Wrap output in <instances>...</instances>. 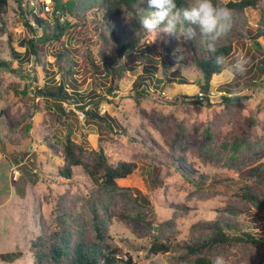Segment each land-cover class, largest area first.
<instances>
[{"label":"rangeland","instance_id":"374dc122","mask_svg":"<svg viewBox=\"0 0 264 264\" xmlns=\"http://www.w3.org/2000/svg\"><path fill=\"white\" fill-rule=\"evenodd\" d=\"M44 1L50 7H44L46 17L54 23V0H23L22 6L29 8ZM229 1L235 0H223ZM92 3L80 0L76 7L80 16L61 18V23L68 20L75 26L63 41L44 46L43 59L48 62L65 46L71 49L75 61L72 76L49 65L44 69L34 56L23 71L0 68V264H34L30 241L56 230L62 232L68 247L77 237L91 240L95 233L92 206L102 213L107 240L119 250V257L130 254L139 264H194L195 256L213 259L217 255L224 256L228 264H264V244L243 241L230 249L213 244L196 253L187 247L208 240L216 223L232 227L239 222L237 228L251 230L264 241V208L235 194L244 183L264 190L263 174L245 172L258 165L264 167V85L255 90L250 84L263 77L256 73L259 66L264 67V37L257 39L261 50L252 44L260 9L246 11L248 25L239 20L244 35L239 41L231 32L219 41L233 39V60L244 57L248 61L240 76L242 90L232 85L234 78L214 75L208 99L195 104L181 96L202 95V75L191 61L170 62L162 45L167 37L163 33L146 35L142 45L152 49L153 62L159 65L153 73L155 79L142 77L144 64L151 62L140 58L130 63L132 69L125 66L115 82L102 68L93 72L86 57L88 50L100 66L113 65L109 69L115 76L120 64L110 62L112 54L104 50L100 32L107 24ZM10 4L9 11L0 16V59L8 60L12 59V49L24 53L25 39L36 40L20 18L16 0ZM261 6L264 8V0ZM54 27L48 26L49 33ZM128 31L126 25L115 26L118 37ZM161 57L166 65L160 63ZM166 75L186 78L189 83L169 82ZM61 76L69 91L77 87L86 101L96 94L85 111L93 110L106 121L85 115L77 108L81 102L78 106L64 103V116L52 101L36 97V85L59 82ZM111 86L115 94L107 92ZM231 91L248 97L231 106L221 104V95ZM37 104L40 109H36ZM69 130L90 150L102 146L113 164L135 162L134 179L109 188L82 168H74L71 179L59 176ZM86 156L92 158L89 152ZM200 179L207 182L198 183ZM235 208L240 209L239 215L232 212ZM156 240L170 251L150 254ZM12 252H21L14 262L1 258L2 253Z\"/></svg>","mask_w":264,"mask_h":264},{"label":"trees","instance_id":"16d2710c","mask_svg":"<svg viewBox=\"0 0 264 264\" xmlns=\"http://www.w3.org/2000/svg\"><path fill=\"white\" fill-rule=\"evenodd\" d=\"M22 1L23 0H16L18 3L19 16L23 19L24 24L33 32V36L36 37V40H33V38L24 40L26 49L23 54L12 49V59H0V68L13 72L23 71L24 65L34 56L35 61L38 64H42L44 69L49 65L54 71L72 76L75 72L72 68V64H74L75 61L71 49L65 46L53 53L52 60L48 62L46 59H43L46 54L44 46L50 41H63L66 32L75 26L74 23L68 20L61 23V18L68 14L80 16L76 12V7L80 0H54L55 5L52 12L54 23L46 17L47 12L44 11V7L47 6V3H45V1L42 4L39 2L37 5L29 8L26 6L23 7ZM175 2L178 8H183L187 6L188 0H175ZM213 3H217V0H213ZM223 4L231 10L232 28L230 32L236 33V35L231 37H237L238 41L244 36L243 31L240 29L239 20H243L244 23L248 25L247 18L245 17L247 15L246 11L249 8L260 9L261 17L255 32L252 34V44L258 50H261V44L257 41L259 37H264V8L261 6V0H235L227 3L223 2ZM10 6V0H0V16L6 14ZM39 6L41 8L38 9ZM91 7L102 14V18L107 24L100 32V39L104 41V50L112 54L109 59L110 62H118V64H120L119 73L115 76L109 69L113 65L108 67V64L103 63L100 66L92 59L91 51L88 50L86 57L90 62L92 71L99 73L102 68V70L111 74L112 81L115 82V80L120 78L127 69L125 66H129L130 69H132L130 63L140 58L141 61L143 60L142 62H151V65L144 64L142 77L155 79L153 73L158 71L159 65L153 62L152 49L147 46L145 48L142 47L144 38L149 33H146L142 29L140 18L154 10L149 8L148 0H93ZM51 24H54L55 27L53 31L49 33L48 26ZM112 25L113 31L111 29ZM121 25H126L129 31L124 33L121 37H118L115 34V26ZM193 27L195 28L196 34L192 40L177 39L166 35L167 37L162 45L168 57L171 58V63L178 60L180 63L188 64V62L191 61L193 66L202 75V80L200 82V87L202 89L200 92L202 95L181 96L185 102L197 104L201 103L203 101L202 99L205 97L208 99V95L211 91L212 78L220 72V69L214 64L213 55H223L226 57L228 63H233L236 58L234 60L232 58V55L235 53L233 39L227 42H218L217 51L215 54H212L207 50V41L200 36L199 28L196 26ZM246 29L248 33H252L249 28ZM160 60V63L163 65L167 64L162 57ZM68 62L70 64H68ZM124 62L127 63V65H123ZM113 69L115 70V66ZM148 73H150V75H147ZM179 74L181 73L179 72ZM261 74L263 76L261 80H252L253 82L250 83L255 90L264 85V67L259 66L256 76L259 77ZM240 76L241 75L235 76L234 79L236 82L232 85H235L236 89L242 90L244 83L240 82ZM166 78L169 82L178 81L182 84L189 83V80L186 78L174 79L175 77H167V75ZM144 85L147 86L148 83L146 82ZM71 90L72 91H69L68 84L65 83V80L61 76L59 82L54 81L53 83H45L42 86L36 85L35 95L39 99L52 101L55 110L61 115H67L65 107L63 106L64 103L76 104V106H78L81 102L82 105L77 108L85 113V115H91L102 121H106L105 117L100 116L93 110L85 111L87 104L93 103L92 100L95 99L93 96L96 94L92 95L90 101H86L85 96L80 94L77 87H72ZM115 90L114 86L107 88L109 94H115ZM145 90H148V87L147 89H143V92H145ZM247 97V95L237 94L236 91H231L229 94L221 95L220 103L231 106L237 102L244 101ZM36 109H40L38 104L36 105ZM107 127L113 130L110 124H108ZM72 135V130L66 132L65 143L62 148L64 163L59 169V176L71 179L74 175V168H82L90 177L99 181L103 187L109 188L116 187L122 182L134 179L133 176L137 168L135 162L122 160L117 164H113L110 162L109 156L102 146H100L98 150H90L86 148L83 143L77 142ZM88 152L92 154L90 160L86 156ZM245 172L253 174L261 173L264 175V167L258 165L245 169ZM242 175L241 173V176ZM206 182L207 180L202 179L198 181V183L201 184ZM235 194L243 200H247L254 205L264 208V190L258 186L244 183ZM91 210L93 212L92 221L95 228V233L91 240L77 237L74 239L73 245L68 247L62 232L59 230L51 232L48 237L40 235L35 240L30 241V252L34 255V264H139L130 254L126 257H119V250L112 247L107 240L109 237L106 234V228L102 221V213H98L93 206ZM239 210L240 209L235 208L232 212L239 215ZM238 223L239 222L232 227L225 226L222 223H216L209 230L210 238L202 243L187 246L188 251L196 253L200 250L208 249L213 244H219L226 249H230L237 243L243 241L252 244H264L263 239L257 236L255 232L244 228H237ZM167 251H170L169 247L158 240H156L149 249V253L153 255ZM20 255L21 252L2 253L1 258L10 263L14 262ZM193 263L212 264V258L207 256H195Z\"/></svg>","mask_w":264,"mask_h":264},{"label":"clouds","instance_id":"9594fccd","mask_svg":"<svg viewBox=\"0 0 264 264\" xmlns=\"http://www.w3.org/2000/svg\"><path fill=\"white\" fill-rule=\"evenodd\" d=\"M148 6L153 11L140 18L142 29L149 34L163 33L177 39L192 40L196 26L200 36L207 41V50L215 54L218 42L231 31L232 13L223 4V0H188L187 6L178 8L175 0H148ZM214 64L220 69L216 75L233 79L243 75L247 70V59L237 57L233 63H228L223 55H213ZM212 264H228L227 259L217 255Z\"/></svg>","mask_w":264,"mask_h":264},{"label":"built area","instance_id":"2783aa9c","mask_svg":"<svg viewBox=\"0 0 264 264\" xmlns=\"http://www.w3.org/2000/svg\"><path fill=\"white\" fill-rule=\"evenodd\" d=\"M46 9H48V10H49V9H50V7L47 5ZM200 94H202V93H200ZM14 172H15V173H17V171H16V170H14Z\"/></svg>","mask_w":264,"mask_h":264}]
</instances>
